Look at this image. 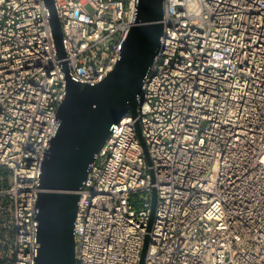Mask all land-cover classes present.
Returning <instances> with one entry per match:
<instances>
[{"label": "built area", "instance_id": "built-area-1", "mask_svg": "<svg viewBox=\"0 0 264 264\" xmlns=\"http://www.w3.org/2000/svg\"><path fill=\"white\" fill-rule=\"evenodd\" d=\"M53 3L67 73L44 0H0V264H36L67 77L107 76L138 0ZM162 23L136 116L112 125L79 192L74 264H139L146 234L143 264H264V0H163Z\"/></svg>", "mask_w": 264, "mask_h": 264}, {"label": "water", "instance_id": "water-1", "mask_svg": "<svg viewBox=\"0 0 264 264\" xmlns=\"http://www.w3.org/2000/svg\"><path fill=\"white\" fill-rule=\"evenodd\" d=\"M57 57L67 73L62 29L53 0H44ZM163 0H138L134 24L121 46L120 59L98 83L80 84L67 77L66 93L56 114L58 128L42 162L37 198L39 244L36 264H74V222L79 192L112 125L126 112L136 116L137 97L159 50L163 33ZM144 152L145 144L138 130ZM156 205L153 189L146 231L150 232ZM148 234L139 264H143Z\"/></svg>", "mask_w": 264, "mask_h": 264}, {"label": "rangeland", "instance_id": "rangeland-1", "mask_svg": "<svg viewBox=\"0 0 264 264\" xmlns=\"http://www.w3.org/2000/svg\"><path fill=\"white\" fill-rule=\"evenodd\" d=\"M86 8H87L88 11H91V7H90V6H86ZM1 174H4V173L2 172V170H0V175H1ZM4 177L6 178V176H4Z\"/></svg>", "mask_w": 264, "mask_h": 264}]
</instances>
